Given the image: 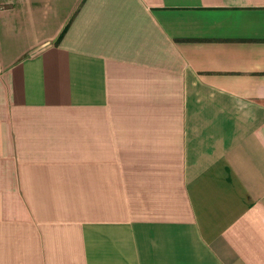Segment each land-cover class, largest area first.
Wrapping results in <instances>:
<instances>
[{"label":"crops","instance_id":"obj_1","mask_svg":"<svg viewBox=\"0 0 264 264\" xmlns=\"http://www.w3.org/2000/svg\"><path fill=\"white\" fill-rule=\"evenodd\" d=\"M0 264H264V0H0Z\"/></svg>","mask_w":264,"mask_h":264}]
</instances>
